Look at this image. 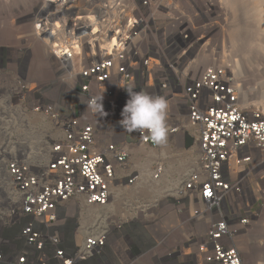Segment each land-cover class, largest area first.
Segmentation results:
<instances>
[{"label":"built area","instance_id":"built-area-1","mask_svg":"<svg viewBox=\"0 0 264 264\" xmlns=\"http://www.w3.org/2000/svg\"><path fill=\"white\" fill-rule=\"evenodd\" d=\"M44 2L60 9L58 19L40 7L32 26L54 62L57 101L28 81L15 95L60 136L43 157L17 152L5 161L12 188L0 187V264L105 260L124 223L101 215L79 227L76 219L84 207L107 206L114 184L140 180L130 172L132 147L160 145L147 130L121 126L126 89L166 99L169 135L190 127L197 136V167L181 180L178 205L205 230L189 240L184 263L245 264L238 239L264 206V110L244 100L222 63L223 0ZM164 170L156 163L153 179Z\"/></svg>","mask_w":264,"mask_h":264},{"label":"rangeland","instance_id":"rangeland-1","mask_svg":"<svg viewBox=\"0 0 264 264\" xmlns=\"http://www.w3.org/2000/svg\"><path fill=\"white\" fill-rule=\"evenodd\" d=\"M44 1L0 0V187L6 192L12 188L4 165L8 157L17 152L43 157L50 142L60 136L49 117L15 95L20 83L28 81L50 89L48 101H57L54 62L32 26V17ZM223 4L222 63L234 72L248 103L264 110V0H223ZM132 150L131 163L141 174L140 180L153 178L155 149L136 145ZM254 222L242 238V242H247L248 236L253 241L249 250L242 249L243 259L245 264H264V241L253 236L254 227L264 223V206Z\"/></svg>","mask_w":264,"mask_h":264},{"label":"crops","instance_id":"crops-1","mask_svg":"<svg viewBox=\"0 0 264 264\" xmlns=\"http://www.w3.org/2000/svg\"><path fill=\"white\" fill-rule=\"evenodd\" d=\"M239 88L243 90L241 85ZM243 94L247 102V93ZM261 97L264 99V93ZM155 151V165L163 163L165 167L160 179H141L133 186L121 181L112 186L107 206L81 209L76 219L79 227L91 226L101 215L124 223L122 230H114L105 260L95 264H185L189 240L205 230L192 222L190 208L178 205L181 180L197 167L199 144L195 132L187 127L175 135L168 134ZM131 159L130 172L139 173ZM254 232L253 236L264 241V223L257 224ZM244 236L238 239V245L241 250H249L253 241L248 236L247 242H242Z\"/></svg>","mask_w":264,"mask_h":264},{"label":"clouds","instance_id":"clouds-1","mask_svg":"<svg viewBox=\"0 0 264 264\" xmlns=\"http://www.w3.org/2000/svg\"><path fill=\"white\" fill-rule=\"evenodd\" d=\"M126 90L129 99L121 113V126L130 132L138 129L147 130L150 139L156 144L166 142L168 136L166 99L143 90ZM95 103V100L90 102L92 105Z\"/></svg>","mask_w":264,"mask_h":264},{"label":"bare ground","instance_id":"bare-ground-1","mask_svg":"<svg viewBox=\"0 0 264 264\" xmlns=\"http://www.w3.org/2000/svg\"><path fill=\"white\" fill-rule=\"evenodd\" d=\"M45 3V2H44ZM49 3H51V1H49ZM51 5V4H50ZM41 7H43V14L44 15H48V14H51V15H49L48 16V18H50L52 21H57V19H58V16H59V8L57 7L56 9L57 10H53L52 8H49L48 7V4H44V6H41ZM46 44V43H45ZM46 46H47V44H46Z\"/></svg>","mask_w":264,"mask_h":264}]
</instances>
